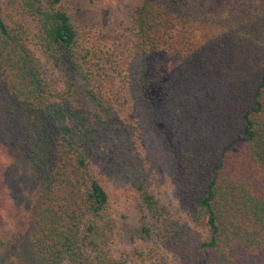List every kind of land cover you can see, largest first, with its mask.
Masks as SVG:
<instances>
[{
  "label": "trees",
  "instance_id": "16d2710c",
  "mask_svg": "<svg viewBox=\"0 0 264 264\" xmlns=\"http://www.w3.org/2000/svg\"><path fill=\"white\" fill-rule=\"evenodd\" d=\"M123 32L126 61L62 0H0V261L129 264L105 182L146 219L132 264H264V0H133Z\"/></svg>",
  "mask_w": 264,
  "mask_h": 264
},
{
  "label": "rangeland",
  "instance_id": "374dc122",
  "mask_svg": "<svg viewBox=\"0 0 264 264\" xmlns=\"http://www.w3.org/2000/svg\"><path fill=\"white\" fill-rule=\"evenodd\" d=\"M132 3L133 0H62L63 6L71 15L72 23L78 30L79 44L102 52L112 51V48L116 46L118 48L116 56L123 61L129 59L123 31ZM10 9L11 6L6 4L4 13L9 12ZM27 26L30 29L32 27L31 24ZM49 73V71L46 72V74ZM74 80L79 103L85 109L92 108L93 104L83 91L82 81L79 77ZM103 185L108 192L111 216L115 221L111 251L116 257L132 264L134 261L131 255L135 250L150 248L153 245L152 241L143 238L140 233L146 219L139 211L134 199L119 195L111 185L105 182ZM154 185L156 195L167 203L173 212L180 214L169 184L159 179ZM182 216L186 219L185 215ZM28 243L26 239H23L14 248L4 252L0 264H8L10 261L18 264H45L44 258L35 254Z\"/></svg>",
  "mask_w": 264,
  "mask_h": 264
}]
</instances>
